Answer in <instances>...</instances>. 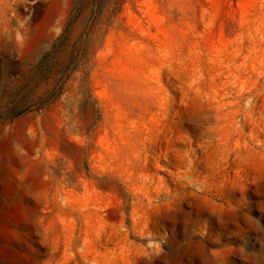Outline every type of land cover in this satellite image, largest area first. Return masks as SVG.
Instances as JSON below:
<instances>
[{
	"label": "rangeland",
	"instance_id": "obj_1",
	"mask_svg": "<svg viewBox=\"0 0 264 264\" xmlns=\"http://www.w3.org/2000/svg\"><path fill=\"white\" fill-rule=\"evenodd\" d=\"M0 264H264V0H0Z\"/></svg>",
	"mask_w": 264,
	"mask_h": 264
}]
</instances>
